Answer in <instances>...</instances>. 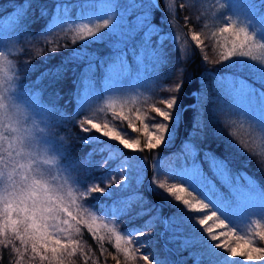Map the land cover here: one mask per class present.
Listing matches in <instances>:
<instances>
[{
	"label": "trees",
	"instance_id": "1",
	"mask_svg": "<svg viewBox=\"0 0 264 264\" xmlns=\"http://www.w3.org/2000/svg\"><path fill=\"white\" fill-rule=\"evenodd\" d=\"M244 1L254 21L264 27V0ZM26 3H30V7L25 12L23 6ZM181 4L184 5L183 8L180 7ZM221 4L225 7L221 8ZM226 4L223 0H173L171 3L167 0H0V20L3 21L0 30L9 24L17 12L22 13L21 19L12 27L15 39L8 44L11 48V59L16 62L21 77V90L35 97L40 106L52 110L50 135L57 142H65L64 147L68 148V151L59 157L62 167L79 161L78 167L70 169L72 179L69 180L70 187L71 181L76 187V203L81 206L79 211L88 222H92L89 212L93 213L97 218L94 227L99 228L97 235L104 236L102 241L96 240L89 233L87 224L78 225L80 234L75 237L81 241L85 252H89L87 264H92L94 260H98V264H117V260L119 264H145L141 259L142 254L155 255L161 260L167 258L171 264H178L175 245L169 243L168 234L164 232L156 233L155 245L151 249L137 246L136 241L143 245L145 237H135V244H129L126 239L120 241L121 249L130 250L128 256L115 247L117 232L125 235L133 228H141L149 217L133 220L129 216L107 215L113 201L125 195L118 190V185H111L113 190L108 194L92 193L81 197L80 192L102 181L104 183L100 186L108 187V177L115 176L119 181L116 169L121 164L120 159L109 161L104 168H100L96 165L102 162L107 153H97L92 156L91 161L88 160L87 154L93 148L102 146H106L108 151L119 152L121 157H132L133 154L117 142L103 137L99 138V143L82 144L81 140L99 134L81 132L80 121L89 117L104 123L110 120L113 112L121 111L125 115L140 111L150 117L155 116L152 106L155 104L163 107L159 101L169 96L171 93L168 89L180 80L178 69L181 66L184 68V84L179 94L182 112L177 117L173 139L151 152L145 150L135 154L136 160L144 161V180L140 191L150 201L147 206L157 205L162 217L174 214L167 204L170 200L162 191L156 193L152 189L151 180L153 176H157L160 180L165 177V180L171 182H183L180 176L171 178L166 173L171 168L180 169L185 165L190 166L193 162L192 157L184 150L186 142L198 149L195 163L202 167L205 175L213 179L217 189L230 200L229 203H222L217 207V197L212 192L207 194V199L213 203L222 218L226 219V215L238 218L241 202L232 195L230 189L213 177L209 162L204 159L205 151L225 160L231 175L245 189L258 191L259 195L264 193V148L260 147L256 136L251 133V126H245L246 121L239 114L240 101L226 91L219 90L216 84V78L223 75L238 77L249 84L247 99L252 101L253 105L261 106L260 110L264 107V81L261 80L264 77L253 68V65L259 66L257 61L251 57L238 56L231 64L216 63L222 49L212 34L223 27L226 21L231 23L227 15L229 5ZM105 5H110L115 15L123 17V29L134 28L138 17L147 12L148 22L158 29L151 37L152 44L159 46L160 38L163 37L166 62L153 68V62L146 58V67L138 71L135 57L141 54L143 30L137 31L126 45L117 49L114 45L119 42V33L103 40H82L84 33L80 31V27L50 24V18L55 13L74 16ZM185 17H188L187 21ZM96 23H102V19L95 21L91 26L93 30ZM193 31L199 32L200 39L205 42L203 51L194 47V42L191 41ZM185 47L190 50L187 56L183 55ZM52 48L57 51L52 52ZM118 53L125 56L132 71L127 76L113 77L112 83L108 84V68L115 62ZM204 55L208 56L207 62L203 59ZM90 63L93 65L92 70H89ZM28 64L32 66L31 70H28ZM60 65L66 66L67 69L61 79L55 83L48 76L41 79L43 72ZM115 91L117 93L114 94ZM252 91L254 94H251ZM113 94L119 96L120 102L109 100ZM133 94L136 95L132 96ZM108 104L112 106L108 107ZM198 111L206 124L203 138L199 135L190 137L192 128L189 122L194 121ZM115 123L126 128L127 122L120 125L117 120ZM127 131L130 133L126 137L128 139H136L139 135L131 133L130 129ZM140 139L143 143L142 136ZM77 178L78 183L75 182ZM61 181L63 180L59 182ZM133 187L135 188V185ZM84 208H87L88 212H84ZM104 224L108 227L105 228ZM109 228H114L115 231L109 232ZM227 228L230 229L229 225ZM156 229L163 228L157 225ZM101 244L104 249L102 256L99 251ZM137 248L140 250L136 251ZM3 255L2 264H9L10 260L15 264L16 256L11 248L4 251ZM182 255L187 256V252ZM84 261L85 257L79 251L72 257H65V264H84ZM36 263L39 264L38 259ZM188 264H191L190 260Z\"/></svg>",
	"mask_w": 264,
	"mask_h": 264
},
{
	"label": "snow or ice",
	"instance_id": "2",
	"mask_svg": "<svg viewBox=\"0 0 264 264\" xmlns=\"http://www.w3.org/2000/svg\"><path fill=\"white\" fill-rule=\"evenodd\" d=\"M23 7L26 12L30 3H26ZM105 7L109 8V11L105 13L107 18L99 17L98 19H102V23H96L94 30L87 24L81 27L80 31L84 33L81 36L82 40L89 38L103 40L112 34L119 33V42L114 45L119 49L122 45H126L137 31L143 30L141 54L135 57L139 66L138 71L146 67V58L153 62V68L166 62L163 37L160 38L159 46L152 44L151 37L158 32V29L148 22L147 12L138 17L134 28L123 29L121 27L124 23L123 17L115 15L111 11L110 5H105ZM180 7L183 8L184 5L181 4ZM220 7L223 8L225 5L221 4ZM21 17L22 13L17 12L9 24L0 30V246H2L0 264L4 259L3 252L9 248L16 256L15 264H22L26 255L29 256L28 264H32V261L37 259L39 264H65V257H72L78 251L85 257L84 264H87L89 252H85L79 239L73 238L80 234L78 225L87 224L89 233L96 240L102 241L104 236L97 235L99 228L94 227L97 218L93 213L89 212L92 222H88L79 211L80 205H76L78 209L76 215L66 206L65 197L61 193L67 191L68 197L71 199L69 180L72 179V176L70 169L74 170L78 167L79 161L68 167H60L59 157L63 156L68 148L64 147L65 142H57L50 135V113L52 110L40 106L35 97L29 96L28 93L21 90V77L16 62L11 59V48L7 47L9 42L15 39L12 27L18 23ZM187 19L188 17H185L186 21ZM231 19V17L228 18V20ZM2 24L3 21L0 20V25ZM212 35L216 38L217 45L222 49L216 63L231 64L235 57H251L259 63L258 67L253 65V68L264 77V59L253 57L250 50H244L256 36L255 33L249 36L246 27L237 28L235 23L226 21L224 26L218 28ZM173 39L177 38L173 37ZM191 41L194 42L195 48L203 51L205 42L200 39L199 32L191 33ZM51 51L55 52L57 49L52 48ZM189 51L185 47L183 55H189ZM181 59L183 62V58ZM203 59L207 62L208 56L204 55ZM92 68L93 65L90 63L89 70ZM31 69L32 66L28 64V70ZM66 70L64 65L54 67L43 72L41 79L48 76L55 83L63 77ZM131 71L125 56L118 53L115 62L109 65L107 83L111 84L113 77L127 76ZM178 71L181 74L180 80L168 89L171 94L159 101L163 107L155 106V104L152 106L155 116L150 117L140 111L125 115L121 111L120 113L113 112L110 120L104 123L96 122L89 117L80 121L81 132L99 134L81 140L82 144L99 143V138L103 137L109 141L117 142L123 149L131 150L133 154L132 157H121L119 152L108 151L106 146L93 148L87 154L89 161L97 153L101 155L107 153L102 162H98L96 165L100 168H104L109 161L121 160V164L116 169L119 173V181L115 176L108 177V187L100 186L104 183L102 181L100 184H94L86 191L80 192V195L83 197L92 193L108 194L111 185H118V190L125 195L113 201L107 215L129 216L133 220L144 216L149 217L141 228H133L125 235L116 233L115 247L123 251L125 256L130 255V250L128 248L121 249L120 241L122 239H126L129 244H135V237L153 235L159 225L163 228L164 233L168 234L169 243L175 245V252L180 256L178 264H188L189 260L191 264H230V262L234 264L236 259H240V264L249 261H260L264 264V247H257L251 237L247 235L236 236L235 238L243 243H237L235 246H229L228 242H217L221 236L235 235L237 229L230 228L227 233L216 231V229L228 227V225L213 203L209 202L207 194L212 192L217 197L215 202L217 207L222 203H229L230 200L217 189L213 179L205 175L202 167L195 163L198 149L194 145L186 142L184 146L185 152L193 159L191 165H185L180 169L171 168L166 173L171 178L176 175L180 176L182 183L168 184L159 180L157 176H153L151 180V187L156 193L162 191L172 203L183 206L181 212L169 217H162L157 205L147 206L150 201L140 191L143 184L144 161L143 159L136 160L135 154L157 149L170 142L176 132V120L182 112L179 94L184 84L183 66ZM216 84L219 90L226 91L238 100L249 92V84L232 75L216 78ZM113 99L114 97H109V100ZM111 106L108 104V107ZM117 120L120 121V125L127 122L126 128L117 126L115 123ZM189 123L192 128L190 137L199 135L203 138L206 124L199 111L194 121ZM259 128L264 131V128ZM127 129H130L131 133H138L137 138H126L130 135ZM141 136L143 143L140 139ZM233 139L235 140V136ZM241 147L246 148L247 146L241 145ZM134 159L135 162H133ZM204 159L209 162L213 177L221 185L230 189L238 201L244 203L255 198L256 195L253 192L241 186L239 181L231 175L225 160L208 151L204 152ZM42 165L50 167L44 168ZM53 169H57L54 175L50 174ZM60 180H63V183H60ZM75 182H79L78 178ZM259 198L264 201V193H261ZM154 210L155 214H153ZM83 211L88 212V209L84 208ZM132 213L134 215H130ZM253 215L256 214L253 213ZM259 217V220L250 219L249 223L257 229L254 234L264 241V231L259 230L264 227L261 224V221H264V208L259 213ZM103 226L108 227L107 224ZM149 229L153 231H148ZM108 230L109 232L115 231L114 228ZM17 242H19V246H17ZM143 246L140 245L141 248ZM139 250V248L136 249V251ZM89 251H91L90 246ZM99 251L102 256L104 251L102 244L99 246ZM185 252H187V256L182 255ZM141 259L145 264H171L167 258L161 260L155 255L142 254ZM9 264H12L11 260ZM92 264H98V260H94ZM117 264H119L118 260Z\"/></svg>",
	"mask_w": 264,
	"mask_h": 264
},
{
	"label": "rangeland",
	"instance_id": "3",
	"mask_svg": "<svg viewBox=\"0 0 264 264\" xmlns=\"http://www.w3.org/2000/svg\"><path fill=\"white\" fill-rule=\"evenodd\" d=\"M156 1V0H155ZM168 2H173V0H167ZM229 5V11L227 12L228 18L231 17V23H235L236 27H246L248 29V34L251 36L253 33L256 34L254 39L249 42V46L246 47L244 50L245 51H251V54L253 57H259L260 59H264V27L261 26L257 21H254L252 16L249 13V10L246 8V2L244 0H223ZM226 4V5H227ZM109 11V8L102 6L98 9L92 10V11H87L84 13H78L77 15L70 16L68 14H59L55 13L51 18H50V24L51 25H58V24H68V25H74L78 27H82L83 25L87 24L90 27L94 25L95 21L98 20L99 17L107 18L105 15L106 12ZM113 12V9H111ZM114 13V12H113ZM192 33V32H191ZM8 47V45H7ZM257 61V60H255ZM258 63V61H257ZM259 64V63H258ZM235 68V67H234ZM261 79V78H260ZM264 81V79H261ZM250 91V90H249ZM117 93L116 91L114 94ZM113 94V95H114ZM251 94H254V91L251 92ZM261 94V93H259ZM136 94H133L132 96H135ZM115 100H113L115 103L120 102L119 96L114 95L113 96ZM137 97V96H136ZM135 97V98H136ZM240 101V115L245 119L246 122H244L246 127H250L251 133L254 134L257 138V140L260 143V147L264 148V131H261L259 127L264 128V107L260 110L259 108L261 106L253 105L252 101H249L247 99V94L243 96L242 98L239 99ZM239 115V116H240ZM41 127H44L41 125ZM11 135V134H9ZM44 168H49L50 166L48 165H42ZM60 167H62V163H60ZM57 169H53V171L50 173L52 175L56 174ZM143 179V177H142ZM144 180V179H143ZM160 180V179H159ZM161 181H164L168 184H173L176 182H171L168 179L165 180V177L161 179ZM60 183H63L61 181ZM70 183V182H69ZM179 184V183H177ZM71 199L68 197L67 191L62 192L61 195L65 197L66 201V206L69 207V210L73 212L74 215L77 214V207L78 205L76 203V187L75 184L71 181ZM113 187H111V190ZM253 193L256 195L255 198L251 201L240 203V212L238 214V218H232L228 215H226V222L229 225L230 228H236L237 232L235 235L229 234L228 236H221L219 241L217 242H228L229 246H235L237 243H243V241H238L235 237L236 236H241V235H247L251 237L252 242L257 246V247H264V241L260 240L258 236H256L254 233L257 231V229L253 228L249 220H259V213L261 212L262 208H264V201H262L259 198V193L258 191H253ZM166 195V194H165ZM186 195V194H185ZM167 196V195H166ZM167 199H169L167 197ZM170 200V199H169ZM75 201V203H73ZM167 202V201H166ZM167 204L171 207L173 213H178L183 210V206L172 203L171 201L167 202ZM255 213L256 215H253ZM227 214V212H226ZM165 217V215H163ZM211 223V222H209ZM261 224L264 225V221H261ZM96 227V226H95ZM260 231H264V227H261L259 229ZM150 231H153L152 229ZM216 231L219 232H229V229L227 227L224 228H218ZM161 232L163 233V229H156L154 230V234L150 236H145V241L143 243L142 248H153L155 245V238H156V233ZM77 239L75 236L73 237ZM137 246H140L142 244H139V241H136ZM139 244V245H138ZM19 246V245H18ZM151 252V250H149ZM180 259V256H177ZM29 261V256L26 255L23 259L22 264H28L27 262ZM36 263V261H34ZM32 263V264H34ZM37 264V263H36ZM231 264V262H230ZM234 264H240V259H236L234 261ZM244 264H262L260 261H249V262H244Z\"/></svg>",
	"mask_w": 264,
	"mask_h": 264
}]
</instances>
